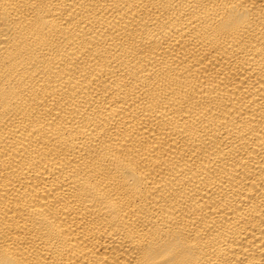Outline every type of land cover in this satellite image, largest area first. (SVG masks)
<instances>
[{"label": "bare ground", "instance_id": "1", "mask_svg": "<svg viewBox=\"0 0 264 264\" xmlns=\"http://www.w3.org/2000/svg\"><path fill=\"white\" fill-rule=\"evenodd\" d=\"M0 264H264V0H0Z\"/></svg>", "mask_w": 264, "mask_h": 264}]
</instances>
